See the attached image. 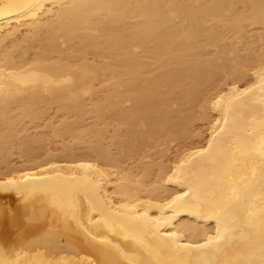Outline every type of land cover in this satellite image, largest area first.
<instances>
[{
  "label": "bare ground",
  "instance_id": "6f19581e",
  "mask_svg": "<svg viewBox=\"0 0 264 264\" xmlns=\"http://www.w3.org/2000/svg\"><path fill=\"white\" fill-rule=\"evenodd\" d=\"M3 199L0 264H264V0H0Z\"/></svg>",
  "mask_w": 264,
  "mask_h": 264
},
{
  "label": "rangeland",
  "instance_id": "374dc122",
  "mask_svg": "<svg viewBox=\"0 0 264 264\" xmlns=\"http://www.w3.org/2000/svg\"><path fill=\"white\" fill-rule=\"evenodd\" d=\"M195 113H196V109ZM114 126H117V123L114 122L113 123ZM138 129V128H137ZM199 129H205L204 128V123L198 121V120H194L192 121L191 125L188 127V131L189 134L186 137H181V138H174V139H170V138H163L161 137V139H159L157 141V143L155 142V144H150L147 147H143V149H141L140 151H138L135 154H132V158L127 162L129 165H133L135 164L139 158L145 156V155H149L150 158L152 159L153 163L158 162L160 160H164V158L162 157V154L166 153L165 151H167V157H172L173 154L176 152V150L182 148L183 146H185L186 144H189L191 141H193V136L196 134V132ZM123 154V152H122ZM116 156H118V154H115ZM17 161V160H15ZM6 199H3L0 202L1 206H6L5 203Z\"/></svg>",
  "mask_w": 264,
  "mask_h": 264
}]
</instances>
